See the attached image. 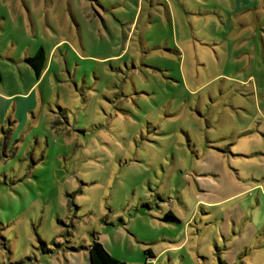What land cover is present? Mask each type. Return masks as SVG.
<instances>
[{
	"label": "rangeland",
	"instance_id": "1",
	"mask_svg": "<svg viewBox=\"0 0 264 264\" xmlns=\"http://www.w3.org/2000/svg\"><path fill=\"white\" fill-rule=\"evenodd\" d=\"M36 28L58 43L38 81ZM0 53V93L37 95L0 113V264H87L93 239L264 264V0H0Z\"/></svg>",
	"mask_w": 264,
	"mask_h": 264
},
{
	"label": "crops",
	"instance_id": "2",
	"mask_svg": "<svg viewBox=\"0 0 264 264\" xmlns=\"http://www.w3.org/2000/svg\"><path fill=\"white\" fill-rule=\"evenodd\" d=\"M37 32L35 31V29H31V32L29 31L27 33V37L28 38H36L35 43L33 44L30 48L25 49L22 53L21 52V57L24 56L23 61L25 62V59L28 57H32L34 56L39 50H42L44 52V57H45V62H44V69L40 75V77H36V80L38 81L40 78L42 79L44 73L47 71L49 65L51 64V58L53 57V54L56 51L57 48V44L52 45L51 49L49 50L48 53V60L46 59L47 54L45 53L44 49L42 48V45L39 43L37 44V40H39V37L41 36L39 33V29L36 28ZM7 49V46H6ZM1 54V53H0ZM26 64V62H25ZM27 65V64H26ZM34 73V72H33ZM9 93H0V113H2V121H6V118L8 117V113L13 112L15 115V113L17 112V110L21 107L23 109V113L25 115V117L27 118V114L30 113L31 111H33V113L35 114L36 109H37V95L35 92V84H32L29 89L26 91V93H15L12 92L10 89L8 91ZM201 153H198V155ZM209 159V163L207 165H204V169L208 174H211L212 172L214 173H225L221 168H220V161L221 158L223 160V155L219 152H215L211 149L207 150V154H206ZM202 167V166H200ZM225 175V174H224ZM227 176V175H225ZM209 196L206 198L208 199ZM230 198V197H229ZM228 199V198H227ZM204 203L205 206H209L211 204H215L212 203V201H202ZM219 203V202H218ZM169 214H171L169 212ZM246 215V214H245ZM248 225H247V229L245 228V235H247V233L251 232V226H252V222L253 219L250 218L248 219ZM88 252V251H87ZM153 254L151 252L150 256H148V259H153ZM87 264H90L89 262V256L87 257Z\"/></svg>",
	"mask_w": 264,
	"mask_h": 264
},
{
	"label": "trees",
	"instance_id": "3",
	"mask_svg": "<svg viewBox=\"0 0 264 264\" xmlns=\"http://www.w3.org/2000/svg\"><path fill=\"white\" fill-rule=\"evenodd\" d=\"M25 62L33 70L34 75L40 77L44 69V52L39 50L34 56L26 58ZM87 251L90 264H120L118 260L108 254L97 239H93V242L88 246ZM147 254L148 256L151 254L150 250H147Z\"/></svg>",
	"mask_w": 264,
	"mask_h": 264
}]
</instances>
